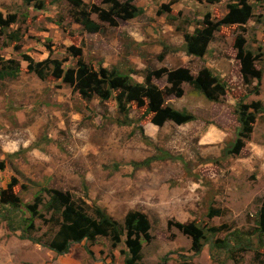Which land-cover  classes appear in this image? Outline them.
Instances as JSON below:
<instances>
[{
  "label": "rangeland",
  "instance_id": "obj_1",
  "mask_svg": "<svg viewBox=\"0 0 264 264\" xmlns=\"http://www.w3.org/2000/svg\"><path fill=\"white\" fill-rule=\"evenodd\" d=\"M231 2L134 0L142 12L112 17L113 25L100 18L109 12L106 0H0V69L20 66L16 78L0 80V211L12 210L14 227L30 238L21 239L0 217V264H124L123 242L114 246L107 235L73 244L67 255L31 240L45 242L57 232L49 213L38 207L32 217L28 208L53 190L99 207L122 226L128 213L144 215L150 229L140 237V264H181V256L192 264H264V236L260 247L257 237L264 200V0H248L253 12L246 24H220ZM82 11L99 32L83 29ZM205 23L214 27L213 39L201 58L188 56L184 35ZM29 60H56L64 72L82 61L138 83L151 75L164 107L193 120L156 126L147 103L121 113L113 98L87 99L63 77L39 79L28 71ZM179 68L194 77L208 70L223 94L210 101L186 83L178 86L180 96L170 92L166 74ZM241 116L249 119L248 132H241ZM238 140L243 147L233 153ZM210 210L219 213L209 217ZM28 223L33 229L26 232ZM189 224L219 229L198 256L179 227ZM233 233L252 246L211 251L210 244L235 239Z\"/></svg>",
  "mask_w": 264,
  "mask_h": 264
},
{
  "label": "trees",
  "instance_id": "obj_2",
  "mask_svg": "<svg viewBox=\"0 0 264 264\" xmlns=\"http://www.w3.org/2000/svg\"><path fill=\"white\" fill-rule=\"evenodd\" d=\"M133 1L125 0L124 4H120L118 0H106V3L111 4V6L109 12H101L100 18L114 25L112 17L129 19L138 16L142 10L132 5ZM227 9L228 12L220 24H246L253 12L252 5L248 4V0H232ZM77 20L88 33H97L101 30L100 25L91 20L84 11L79 14ZM1 23L0 19V25ZM204 25V28L196 30L193 34L184 35L188 56L201 58L209 42L213 39L214 27L206 23ZM27 69L39 79H45L49 75L54 78L63 77L66 82L75 86L80 95L87 99L97 97L101 101H107L113 98L118 111L121 113L128 112V105L131 103H135L138 106H143L147 103L146 111L152 114L151 121L156 126H162L166 122L181 125L193 120V117L184 111H178L170 106L164 107L162 92L151 83V75L145 78L144 83H138L130 75L122 74L118 70L106 71L105 69H100V71H96L82 61H78L75 71L68 70L64 72L60 63L56 60H45L41 63L29 60ZM19 72V64L9 62L1 65L0 80L14 79ZM166 81L172 86L170 92H175L179 96L182 92L178 86L182 83L191 85L210 101H217L218 97L224 92L223 84L206 69L200 71L194 77L187 69L179 68L168 72ZM239 122L242 125L241 132H248L250 129L248 125L249 119L241 116ZM242 147V140H238L233 146V153H238ZM1 201L5 204L8 203L3 198ZM11 204L13 205V203ZM38 207H41L45 213H49L51 222L57 227V232L45 242L40 239H31L34 243L41 244L57 255H67L71 251L73 244H79L82 241L92 242L96 237L107 235L114 246L123 242L126 248L124 264H140L142 259L140 237L148 238L150 229L147 218L144 215L138 212H130L126 215L122 226L111 219L99 207H90L85 202L75 199L72 194L58 190L50 191L46 202L38 198L35 204L28 207L32 217H35L36 213H38ZM11 213L12 210L0 211V217L5 219L10 231L20 232L19 224H17L16 228L14 227L15 222L12 220ZM218 213L217 210H210L208 216L214 217ZM40 216L43 217V213ZM54 216L57 217L56 220H54ZM257 225V237L260 240V247L262 244L260 238L264 236V200L259 212ZM179 227L184 234L191 237V251L195 256L201 253L204 244L211 243L214 232L218 229L211 227L208 230H204L192 224L180 225ZM32 229L33 225L28 223L26 232ZM207 233L210 235H207ZM231 236L237 237L231 240L225 238L221 243L216 241L210 244L211 251L214 249L217 254H220L221 251L232 254L233 251L247 250L252 246L248 238H242L244 235L241 237L237 233H233ZM21 239L30 238L22 236ZM181 260V264H192L185 256H181Z\"/></svg>",
  "mask_w": 264,
  "mask_h": 264
}]
</instances>
